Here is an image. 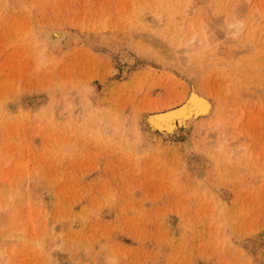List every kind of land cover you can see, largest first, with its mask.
<instances>
[{
  "label": "rangeland",
  "instance_id": "rangeland-1",
  "mask_svg": "<svg viewBox=\"0 0 264 264\" xmlns=\"http://www.w3.org/2000/svg\"><path fill=\"white\" fill-rule=\"evenodd\" d=\"M188 1L0 0V264H264V0Z\"/></svg>",
  "mask_w": 264,
  "mask_h": 264
},
{
  "label": "bare ground",
  "instance_id": "bare-ground-1",
  "mask_svg": "<svg viewBox=\"0 0 264 264\" xmlns=\"http://www.w3.org/2000/svg\"><path fill=\"white\" fill-rule=\"evenodd\" d=\"M191 0H189L188 1V3L190 2ZM258 17V16H257ZM262 17V16H261ZM234 19V18H233ZM237 19H239V18H237ZM237 19H236V22H233V23H237ZM260 19V18H259ZM230 20V19H229ZM232 20V19H231ZM260 20H262V18L260 19ZM212 21V20H211ZM239 22V21H238ZM215 24V23H214ZM224 24H227V23H223V25ZM242 24V23H241ZM217 25H218V23H217ZM220 26H221V24H219ZM218 25V26H219ZM228 25V27L230 28H232V30L234 29V31H235V29H236V27H235V25L234 24H232L231 23V25H234L233 27L232 26H229V23L227 24ZM219 26V27H220ZM263 28H264V24H263ZM237 29H239V30H244V28L242 27V25H238L237 26ZM253 29V28H252ZM232 30H230V29H228V32L229 31H232ZM241 31V32H242ZM205 33H207V32H205ZM232 34V33H231ZM205 35V34H204ZM207 35V34H206ZM233 35H234V33H233ZM236 35V34H235ZM258 35V34H257ZM261 35V34H260ZM263 36H264V34H262ZM261 35V36H262ZM196 37H197V35H196ZM252 37H254V36H252ZM45 38V37H44ZM47 38L49 39L48 41H50V43L52 42H57V39L59 38L60 39V37L58 36L57 37V34L56 33H49V34H47ZM195 38V37H194ZM251 38V37H250ZM249 38V39H250ZM260 38V37H259ZM258 38V39H259ZM262 38V37H261ZM43 39V38H42ZM58 39V40H59ZM197 39V38H196ZM248 39V38H247ZM251 40H252V38H251ZM181 41V40H180ZM250 41V40H249ZM35 41H33V43H34ZM38 42V41H37ZM41 42H43V40L41 41ZM195 42V41H194ZM45 43V45L46 44H48V43H46V41L45 42H43V44ZM155 43V42H154ZM36 45H37V43H35ZM253 44V43H252ZM257 44V43H256ZM52 45H54V43L52 44ZM58 45V44H57ZM35 46V45H34ZM43 46V45H42ZM41 46V47H42ZM48 46V45H47ZM46 46V47H47ZM49 46H51V45H49ZM190 44H189V46H188V48H190ZM46 47H45V49H46ZM51 48V47H50ZM187 48V47H186ZM258 48V47H257ZM55 49V48H54ZM39 51H40V49H38ZM188 50V49H187ZM51 51V50H50ZM42 53V55H44L43 54V51L41 52ZM45 53V52H44ZM49 53V52H48ZM48 53H45L46 55H48ZM187 53V52H186ZM40 54V53H39ZM45 56V55H44ZM43 57V56H42ZM196 57V56H195ZM41 58V57H40ZM41 60V59H40ZM51 60V59H50ZM264 83V82H263ZM209 91V90H208ZM194 92V91H193ZM198 97V96H197ZM202 97V96H201ZM200 96L198 97V98H195V99H193L192 98V100L190 101V106L189 107H181L182 109L181 110H177V111H174L173 110V112L171 111H167V113L166 112H159V113H157L156 114V116L154 117V120H156V121H158V122H160L161 124H168V123H172L171 121L174 119V118H177L178 116H181V118H182V116L183 115H185V113L187 112V110H189L190 112L191 111H196V116L195 117H199V116H202V115H206L209 111H210V109H211V107H210V105H209V103L206 101V99H204V98H201ZM77 98V97H76ZM188 103V102H187ZM180 109V108H179ZM169 110V109H168ZM171 110V109H170ZM164 113H166V114H164ZM195 114V113H194ZM192 116V115H191ZM63 117H64V115H63ZM184 118H186V117H184ZM190 118V117H189ZM66 119V118H65ZM150 119V118H149ZM196 119V118H195ZM188 120V119H187ZM155 125V124H154ZM173 126V125H172ZM171 126V127H172ZM171 127H170V129H171ZM161 129V128H160ZM164 129V128H163ZM173 130V129H172ZM168 131H170L171 132V130H168ZM233 153V152H232ZM234 154V153H233ZM13 239H15V237H13V236H11ZM10 237V238H11ZM18 238H19V236H17ZM9 238V237H8ZM7 238V239H8ZM9 238V239H10ZM12 239H10V241H11ZM22 240V239H21ZM17 241V240H16ZM15 242V241H14ZM3 254V253H2Z\"/></svg>",
  "mask_w": 264,
  "mask_h": 264
}]
</instances>
